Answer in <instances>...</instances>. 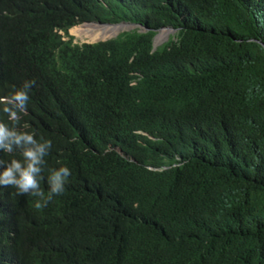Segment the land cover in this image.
Masks as SVG:
<instances>
[{
  "label": "trees",
  "instance_id": "obj_1",
  "mask_svg": "<svg viewBox=\"0 0 264 264\" xmlns=\"http://www.w3.org/2000/svg\"><path fill=\"white\" fill-rule=\"evenodd\" d=\"M30 80L40 186L71 175L0 187V264H264V0H0V97Z\"/></svg>",
  "mask_w": 264,
  "mask_h": 264
},
{
  "label": "clouds",
  "instance_id": "obj_2",
  "mask_svg": "<svg viewBox=\"0 0 264 264\" xmlns=\"http://www.w3.org/2000/svg\"><path fill=\"white\" fill-rule=\"evenodd\" d=\"M34 85V80L25 81L21 88L15 89L9 96L0 97V112L7 116L12 125L9 127L8 124L0 122V152L11 154L19 150L21 157L8 161L0 159V187H12L16 189L17 195L37 198L34 206L40 210L47 207L55 196L64 192L71 172L66 166L50 169L46 178L48 192L45 194L40 180L43 178L41 174L46 164L45 157L52 146L51 141L42 137L38 141L34 133L17 129L19 114L26 112L28 93Z\"/></svg>",
  "mask_w": 264,
  "mask_h": 264
},
{
  "label": "bare ground",
  "instance_id": "obj_3",
  "mask_svg": "<svg viewBox=\"0 0 264 264\" xmlns=\"http://www.w3.org/2000/svg\"><path fill=\"white\" fill-rule=\"evenodd\" d=\"M92 25H93V30H92L93 33H90L89 29L92 28ZM76 26L85 27V28H81V31L85 33L88 37L95 39V38H103L107 35H113L117 33L118 31H120L121 29L127 28L129 25L126 23L100 24L96 22H85L82 24H76L72 26L70 29ZM75 29H79V28H75ZM75 29H73V31H75ZM86 30H88V32H86ZM165 33H166V29H161L158 32V34L155 36V42L160 41L164 37Z\"/></svg>",
  "mask_w": 264,
  "mask_h": 264
},
{
  "label": "rangeland",
  "instance_id": "obj_4",
  "mask_svg": "<svg viewBox=\"0 0 264 264\" xmlns=\"http://www.w3.org/2000/svg\"><path fill=\"white\" fill-rule=\"evenodd\" d=\"M83 23H85V22H83ZM80 24H82V23H80ZM75 28H79V29H75ZM81 28H85V27L76 26V27H74L72 29H69V33L74 36V39H73L74 42H93V41H97V40H100V39H106V38L113 37V36L117 35L118 33L122 32V31L128 30L127 28H123V29H121L120 31H118L117 33H115L113 35H107V36H105L103 38H95V39L93 38L92 39V38L88 37L85 33H83L81 31ZM73 29H75V31H72ZM92 30H93V25H92V28L89 29L90 33H93ZM86 32H88V30H86ZM158 32H157V34H158ZM173 33H175V30H170V31L167 32L168 35L169 34H173Z\"/></svg>",
  "mask_w": 264,
  "mask_h": 264
},
{
  "label": "water",
  "instance_id": "obj_5",
  "mask_svg": "<svg viewBox=\"0 0 264 264\" xmlns=\"http://www.w3.org/2000/svg\"><path fill=\"white\" fill-rule=\"evenodd\" d=\"M94 22V21H92ZM96 23H100V24H115V23H101V22H96ZM118 23H126L128 24L129 26L127 27L128 30L134 28V27H141V25L139 23H132V22H129V21H120ZM161 29H166V33L164 35V37L158 41V42H155V36L157 34L154 35V47H156L159 43L163 42L164 40H166L168 38V34L167 32L170 31V30H175L174 28L170 27V26H165V27H162ZM142 30H147V28H143ZM100 40H103V39H100Z\"/></svg>",
  "mask_w": 264,
  "mask_h": 264
}]
</instances>
